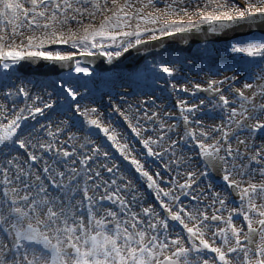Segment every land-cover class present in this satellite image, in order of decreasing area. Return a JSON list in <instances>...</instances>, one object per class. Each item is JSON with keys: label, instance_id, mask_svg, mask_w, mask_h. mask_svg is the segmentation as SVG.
<instances>
[{"label": "snow or ice", "instance_id": "6c2138e0", "mask_svg": "<svg viewBox=\"0 0 264 264\" xmlns=\"http://www.w3.org/2000/svg\"><path fill=\"white\" fill-rule=\"evenodd\" d=\"M157 4L0 0V264H264V0ZM237 30L219 66L207 42L167 51ZM130 52L142 62L116 68ZM40 63L61 75L19 73Z\"/></svg>", "mask_w": 264, "mask_h": 264}, {"label": "rangeland", "instance_id": "374dc122", "mask_svg": "<svg viewBox=\"0 0 264 264\" xmlns=\"http://www.w3.org/2000/svg\"><path fill=\"white\" fill-rule=\"evenodd\" d=\"M158 4L161 5L163 3H162V1L159 0L158 1ZM238 38H240V37H238ZM204 43L205 42L198 43V44L194 45V47L192 48V50L190 52H181L179 54L191 55L194 58H198L196 56V49L198 48V46L203 45ZM228 43H229V41L220 42V43H211V42L208 43L210 46L211 45H215L216 46L215 59L218 60V61H220V62H222L220 64H224V63L227 62L228 59H230L229 55L224 50L225 49V45H227ZM167 51H168V53L173 54L169 49H167ZM199 66L200 65L198 64L197 67H199ZM216 66H219V65H216ZM89 69H90V71L91 70H95L96 72H99L96 68L89 67ZM110 71H112V70L100 71L99 73L110 72ZM19 73L22 74L26 78H32V79H37V80L38 79H41V78H49V79H51V78H55V77H58V76L61 75V74L60 75H56V74H54V75H52V74L41 75V74H39L37 72H32V71H28V70L26 72H23V73L22 72H19ZM187 75H188V79L190 81L198 82V83L201 84L202 87H204V86H206L207 81H208L209 78H212V79H222L224 75H231V73H227V72L226 73H222L220 76H216V77H209V76H206L204 74L197 75L195 72L188 73ZM184 86H187L190 90L192 88V84L191 83H188V84H186ZM236 87H240V85H236ZM246 94L247 95H250L249 93H246ZM179 98L188 100L189 101V105L188 106H191L192 104H198L199 103V99H192L187 94L181 93ZM176 102H177V96H175V95L169 96V94L167 92H165L164 93V98L157 100V105H166L165 112H167L168 115H170V116H179V110L175 108ZM22 105H23V101L21 100L20 104L17 107L22 106ZM153 110H158V109H149V115L151 114V111H153ZM161 115H163V113H161ZM141 116H143V113H141ZM112 120L114 122H119L122 128L127 129V125H125L123 123L122 117H119L118 115H115V116L112 117ZM214 122H216V124H218L219 123V120H216ZM141 123H145V121L142 119L141 120ZM167 123L168 124H177V132L180 135L183 134V130L181 129L182 128V123H183L182 120H180V121L168 120ZM211 123H212V121L205 120V124L206 125L211 124ZM145 126L146 127H149V128L152 127V125L147 124V123H145ZM156 127L159 128V125H156ZM172 138H178V136L176 135V133H173L172 134ZM186 154L187 155H194V153H186ZM116 156H117V159L121 162V164L123 163V164L126 165V162H124L122 160V158H120L118 156V154H116ZM153 167L156 168L157 166H153ZM137 182H138V180L136 181V183ZM139 182H140V180H139ZM141 182H143V181H141ZM136 186H137V188H139L138 185H136ZM139 189H141V188H139ZM144 191H145V193L148 192L147 189H144ZM149 199H152V197L149 196ZM184 202L187 203L188 201L186 200Z\"/></svg>", "mask_w": 264, "mask_h": 264}, {"label": "bare ground", "instance_id": "6f19581e", "mask_svg": "<svg viewBox=\"0 0 264 264\" xmlns=\"http://www.w3.org/2000/svg\"><path fill=\"white\" fill-rule=\"evenodd\" d=\"M158 1H159V0H158ZM160 1H162L163 4H161V5L157 4V6L160 7V8L162 9V8L164 7L165 0H160ZM240 2H242V0H240ZM228 60H229V59H228ZM228 60H227V62H228ZM227 62H226V63H227ZM220 63H222V62H220V61H218V60L215 59V65H220ZM249 94H251V93H249ZM213 123H214V122H213ZM180 171L183 172V171H185V169L182 167V168L180 169ZM152 173H154V172L152 171ZM152 173H150V174H152ZM175 173H176V170H173V171H172V174H175Z\"/></svg>", "mask_w": 264, "mask_h": 264}, {"label": "water", "instance_id": "95a60500", "mask_svg": "<svg viewBox=\"0 0 264 264\" xmlns=\"http://www.w3.org/2000/svg\"><path fill=\"white\" fill-rule=\"evenodd\" d=\"M196 41H197V40H196ZM196 41H195V42H196Z\"/></svg>", "mask_w": 264, "mask_h": 264}]
</instances>
